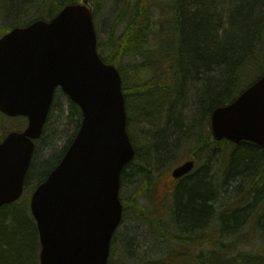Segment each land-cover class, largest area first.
<instances>
[{"label":"trees","instance_id":"obj_1","mask_svg":"<svg viewBox=\"0 0 264 264\" xmlns=\"http://www.w3.org/2000/svg\"><path fill=\"white\" fill-rule=\"evenodd\" d=\"M87 1L94 17L100 7L112 5L118 10L108 39L98 37V49L102 59L116 66L122 76L128 128L135 122L154 129L143 146L130 130L144 182L149 185L183 143L193 149L187 160L201 154L221 156L228 146L223 176L221 171L211 175L204 167L181 179L170 192L165 210L148 211L133 205L138 218L151 226V233L169 244L164 255L136 259L134 264H264V247H257V239L251 241L243 231L250 222L256 232L264 230L256 179L263 172L264 150L248 142L235 147L218 143L209 126L216 108L235 101L264 75V0ZM78 2L82 0H0V38L36 20L49 21L64 7ZM55 102L56 95L43 137L36 145L24 196L48 178L81 125L78 106L70 101V111L55 110ZM54 112L58 114L56 124ZM7 121L15 119L0 114V143L22 127L10 128ZM74 122V134L55 152L53 139L61 136L59 128L65 131ZM51 133L54 137L48 136ZM40 142L50 154L42 160L37 154ZM133 162L123 171L122 183ZM249 179L246 198L237 192L223 202L234 184L232 193ZM23 198L0 208V264H40L37 225L30 200ZM121 202L125 219L130 203L124 197ZM133 240L128 238L126 246L132 248ZM130 252L133 255L134 251ZM113 253L112 248L109 264H113Z\"/></svg>","mask_w":264,"mask_h":264},{"label":"water","instance_id":"obj_2","mask_svg":"<svg viewBox=\"0 0 264 264\" xmlns=\"http://www.w3.org/2000/svg\"><path fill=\"white\" fill-rule=\"evenodd\" d=\"M88 4H70L49 21L36 20L0 38V113L28 121L0 143V208L24 195L56 90L82 113L66 154L31 196L40 264H109L123 221L122 174L136 156L123 80L99 54ZM210 129L217 142L247 141L264 149V75L234 102L216 108ZM194 168L195 161H187L172 176L181 179Z\"/></svg>","mask_w":264,"mask_h":264},{"label":"rangeland","instance_id":"obj_3","mask_svg":"<svg viewBox=\"0 0 264 264\" xmlns=\"http://www.w3.org/2000/svg\"><path fill=\"white\" fill-rule=\"evenodd\" d=\"M111 2L109 1L108 5H110ZM118 10L116 8H113V6L100 7L97 15L94 17V22L96 26V30L98 32V37L102 41H106L109 37V32L111 25L115 21V17L117 16ZM102 55V52L99 51ZM71 100L68 98V96L63 93L62 91H58L56 93V102L55 104L57 107H55V110H58L60 108H64V110L67 108L68 111L70 109L68 108V102ZM54 110V111H55ZM57 112V111H56ZM56 112H54V118L53 123H55V117L58 115ZM14 120V119H11ZM10 128L18 129V127H21L20 130H23L27 126V119L19 118L15 119V121H7ZM76 122L71 124L67 127V129L64 131V129L59 128V132H61V136H57L51 133L48 136H53L56 142V145L54 146L55 152H59L62 147L65 145V143L68 141L71 135L74 134L76 130ZM53 127L52 129H54ZM133 129V130H132ZM130 135L132 130L135 134V139L139 142L140 146L145 145V139L146 136L149 135V132L154 130L151 126H145L144 124H137V123H131V126L128 128ZM49 131V130H48ZM48 141V140H46ZM44 142V141H43ZM233 147H235L233 145ZM191 145L188 143H183L182 145H179L178 150L175 152V155L173 158H171V163L169 161L166 163V166L163 168V170L159 173H156L152 176V182L147 185L144 182V176H142V173L139 170V167L141 166L140 161H134L132 164V169L129 168L127 172V177L125 179V182L122 183L120 197L126 198L129 200L130 203V210L127 212V216L125 219H123V222L121 226L119 227V230L117 232V236L113 242V264H134L136 259H142V258H158L161 255H164L168 249L169 244L159 238L157 235L151 233V226L147 224V222L141 220L138 218L137 214L135 213V210L133 209V205H139L146 207L148 211H155L163 209L165 210L170 204V192L173 190V188L176 186V180L172 178V171L174 168L185 162L189 155H192ZM228 146H224V148L221 151V156H213V155H207V154H201L198 158L196 157V171H200L202 168L207 167L209 168V172L211 175L218 173L223 170V162L224 159H228V156L226 155V152H228ZM39 151L37 152L38 158L42 160L46 155H50L49 152L46 150V145L44 147V143L40 142L39 144ZM176 156V157H175ZM257 159V156H256ZM261 167L262 175L261 178H256L258 180V193H257V199L261 201L260 206L264 209V164ZM259 170V169H258ZM251 180H244L240 184V188L234 191L232 193L234 188L230 189V194L224 197V203L229 199L231 195H235L237 192H240L238 195H240L242 198H246L248 194V186L251 184ZM34 180L30 182L33 183ZM241 189V190H240ZM145 193V194H144ZM232 193V194H231ZM32 196V192L27 193L23 200L27 201L30 200ZM30 205V202H29ZM168 228V231H171V227L166 225ZM153 231V230H152ZM243 231L250 237L251 241L253 239H257V242L255 243L257 247H264V230L257 232L254 229V222H250ZM257 234V235H256ZM128 236V237H127ZM128 238H134L132 242V248L126 246V242ZM130 250L134 251L133 255H130ZM40 254V251H39Z\"/></svg>","mask_w":264,"mask_h":264},{"label":"flooded vegetation","instance_id":"obj_4","mask_svg":"<svg viewBox=\"0 0 264 264\" xmlns=\"http://www.w3.org/2000/svg\"><path fill=\"white\" fill-rule=\"evenodd\" d=\"M195 161H196V159H195Z\"/></svg>","mask_w":264,"mask_h":264}]
</instances>
